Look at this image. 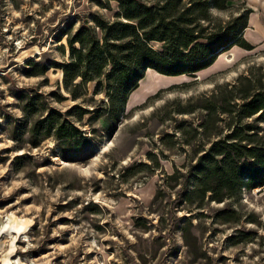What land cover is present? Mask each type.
Returning a JSON list of instances; mask_svg holds the SVG:
<instances>
[{
	"label": "rangeland",
	"instance_id": "obj_1",
	"mask_svg": "<svg viewBox=\"0 0 264 264\" xmlns=\"http://www.w3.org/2000/svg\"><path fill=\"white\" fill-rule=\"evenodd\" d=\"M109 4L0 0V264H264V184L202 206L185 197L189 172L237 123L224 109L249 78L264 82V0L212 6L202 22L214 31L251 8L254 48L235 44L195 74L146 72L118 119L79 118L77 106L103 112L108 95L96 80L76 98L65 87L69 38L82 26L102 36L93 15L115 19ZM51 113L90 142L78 150L34 128ZM247 122L264 137V110Z\"/></svg>",
	"mask_w": 264,
	"mask_h": 264
},
{
	"label": "trees",
	"instance_id": "obj_2",
	"mask_svg": "<svg viewBox=\"0 0 264 264\" xmlns=\"http://www.w3.org/2000/svg\"><path fill=\"white\" fill-rule=\"evenodd\" d=\"M97 1L102 6L110 5V0ZM116 1L119 9L115 19L93 15L102 36L95 27L82 26L69 38L71 60L62 65L65 87L76 98L81 87L96 80L95 92L105 90L108 95L103 112L77 106L79 118L93 112L95 118L106 114L118 119L130 93L148 70L164 73L162 76L195 74L235 44L247 49L255 46L244 36L251 8L239 14L235 24L214 31H206L207 26L202 24L211 19L212 6L226 9L232 0H190L188 4L183 0ZM153 41L161 46L155 47ZM249 81L239 107L224 109L238 113L237 123L225 137L211 142L189 172L188 180L193 184L186 188L185 197L196 206H202L207 199L223 201L239 194L243 186L254 188L264 184V137L259 135L257 124L242 123L243 118L264 110V82L257 84L252 78ZM207 108L212 114L214 108ZM34 128H42L46 135L54 131L78 150L91 140L76 124L52 113L38 120ZM61 153L66 156L64 151ZM179 174L175 171L169 177L177 178Z\"/></svg>",
	"mask_w": 264,
	"mask_h": 264
},
{
	"label": "crops",
	"instance_id": "obj_3",
	"mask_svg": "<svg viewBox=\"0 0 264 264\" xmlns=\"http://www.w3.org/2000/svg\"><path fill=\"white\" fill-rule=\"evenodd\" d=\"M245 30H246V28H245ZM245 30H244V33H245ZM228 53V51H225V52H223V53H221V55H224V54H227ZM147 71V70H146ZM159 73V72H158ZM146 74V73H145ZM162 75H164V74H162ZM183 75H187V74H183ZM165 76H170V75H165ZM146 77V76H145ZM143 79H144V77H143Z\"/></svg>",
	"mask_w": 264,
	"mask_h": 264
},
{
	"label": "bare ground",
	"instance_id": "obj_4",
	"mask_svg": "<svg viewBox=\"0 0 264 264\" xmlns=\"http://www.w3.org/2000/svg\"><path fill=\"white\" fill-rule=\"evenodd\" d=\"M149 72H154L155 74L160 75V74H158V73H156L155 71H152V70H148V71H147V73H149ZM103 148H104V147H103ZM103 148H102V149H103ZM62 162H64V161L62 160Z\"/></svg>",
	"mask_w": 264,
	"mask_h": 264
}]
</instances>
